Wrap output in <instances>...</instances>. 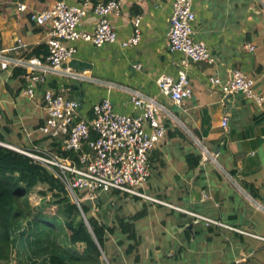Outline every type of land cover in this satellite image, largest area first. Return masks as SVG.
Returning a JSON list of instances; mask_svg holds the SVG:
<instances>
[{
  "label": "crops",
  "instance_id": "1",
  "mask_svg": "<svg viewBox=\"0 0 264 264\" xmlns=\"http://www.w3.org/2000/svg\"><path fill=\"white\" fill-rule=\"evenodd\" d=\"M56 1L0 0V48L5 56H45L49 27L32 23L30 14L51 8ZM64 1L72 6L81 2ZM18 4L25 10L19 11ZM260 4V0H193L195 38L204 41L214 63H185L189 96L181 107L160 95L156 84L162 74L175 78L184 61L181 53L171 52L166 44L172 0H120L119 13L110 18L116 43L100 48L75 43V59L91 64V70L85 71L88 81L71 83L49 76L36 88L35 98L28 100L22 94L27 83L24 74L0 71L4 144L54 150L38 130L46 118L42 94L47 88L69 87L64 95L80 101L79 116L83 119H90L92 106L104 98L109 99L115 113L129 116L142 112L132 105L134 92L153 98L209 153L217 155L215 162L204 160L196 139H188L173 119L161 118L166 135L150 152V177L142 189L160 202L102 193L97 199L113 196L125 204L97 206L91 211V216L110 227L117 218L146 212L134 223L139 244L133 253H125L130 242L117 228L108 236L105 258L112 264H264V242L259 239L264 238V103L258 105L240 93L230 94L226 102L229 94L208 81L216 76L225 83L231 72L239 69L254 80L257 95L264 97V17ZM135 16L141 17L140 41L122 48L120 43L133 33ZM94 28L95 17L88 12L78 29L91 33ZM247 43H252L255 51H246ZM65 69L61 67V72ZM225 116L226 128L221 125ZM197 155L199 163L192 166L194 160L189 157ZM196 216L219 224L206 225Z\"/></svg>",
  "mask_w": 264,
  "mask_h": 264
},
{
  "label": "built area",
  "instance_id": "2",
  "mask_svg": "<svg viewBox=\"0 0 264 264\" xmlns=\"http://www.w3.org/2000/svg\"><path fill=\"white\" fill-rule=\"evenodd\" d=\"M193 0H172V14L166 35V44L171 52L184 57L176 77L162 74L156 84L160 95L181 107L189 96V79L184 69L186 62L213 64L214 58L202 39L195 38V13ZM18 10L25 6L18 4ZM120 0L93 2L81 0L78 6L57 0L48 9L30 14V21L38 26L49 27L47 52L42 58H10L0 48V71L23 69L27 81L22 94L28 100L35 98L38 85H43L49 76L63 77L71 83L90 80L86 72L66 68L63 64L75 59V43L82 41L96 48L117 42V34L110 18L117 15ZM91 12L95 17V28L91 33L78 29L80 22ZM140 16L133 19V33L120 43L122 48L133 47L140 41ZM246 51H255L252 43L245 45ZM212 87L221 88L228 94L240 93L258 105L264 97L254 90V80L239 69L231 72L230 78L221 83L216 77L209 78ZM71 87V86H70ZM70 89L69 87L65 90ZM65 90L45 89L42 94L46 118L39 132L49 143L61 142V151L70 154L62 157L55 150L41 148H17L0 142V146L11 149L43 167L64 186L74 204L79 206V194L87 193L91 203L102 193L117 191L120 195L136 197L143 201L160 202L146 195L142 189L150 177L149 155L165 137L166 127L161 118L172 120L174 115L164 109L155 99L134 92L131 102L142 112L136 116L120 115L113 111L109 99H101L91 108L90 119L79 116L80 101L68 99ZM228 118L222 119L226 128ZM196 139V138H195ZM198 142L204 160L215 162L216 154ZM73 154V156H71ZM206 225H217V221L196 216ZM249 235L245 231L231 229ZM264 242V238H259Z\"/></svg>",
  "mask_w": 264,
  "mask_h": 264
},
{
  "label": "trees",
  "instance_id": "3",
  "mask_svg": "<svg viewBox=\"0 0 264 264\" xmlns=\"http://www.w3.org/2000/svg\"><path fill=\"white\" fill-rule=\"evenodd\" d=\"M22 72L15 69L13 76ZM0 142L6 143L1 132ZM52 147L60 156L70 157V154L61 151V142H53ZM189 159L194 160L192 166H196L200 157L197 155ZM38 186L45 188V192L40 193L41 200L47 193L51 194L53 200L34 212L28 200ZM112 194L120 195L117 191ZM78 196L79 206L71 202L60 181L43 167L26 156L0 146V264H11L15 244L30 243V240L33 244L46 240L53 247L41 264H104L105 243L116 228L130 242L125 253L131 254L137 249L139 239L134 223L145 216V210L127 219L117 218L116 224L110 227L91 216L92 203L87 193ZM105 200V195L100 196L96 200L97 206H102ZM50 207L56 208L52 215L48 213ZM60 213L63 216L62 225L57 219ZM29 230L35 231V234L31 233L32 237L24 240L25 232ZM60 232L66 236L69 246L62 247L56 243ZM78 245L82 246L81 250L77 249ZM18 263L22 264L21 261ZM107 264L112 263L108 260Z\"/></svg>",
  "mask_w": 264,
  "mask_h": 264
},
{
  "label": "rangeland",
  "instance_id": "4",
  "mask_svg": "<svg viewBox=\"0 0 264 264\" xmlns=\"http://www.w3.org/2000/svg\"><path fill=\"white\" fill-rule=\"evenodd\" d=\"M262 2V5L260 4V7L262 9V15L264 17V0H260ZM173 122L175 125H177L178 127H181L184 131L185 134L187 135V138L189 139H194L195 140V136L192 132H190L187 128L184 127V125L177 120L175 117H173ZM198 145V142H195ZM45 192V188L43 186H38L37 188L34 189V191L30 194L29 197V202L30 205L33 207L34 212L37 211V209H42L43 207H45L48 203L52 202L53 198H51V194L47 193L44 197V199L41 200V195L40 193ZM50 201V202H49ZM106 204H103V207H107V205L109 204H114V205H121V204H125L120 198H115L113 196H110L108 198H106L105 200ZM72 203H74V201L71 200ZM94 209V211H96L97 209V202L96 200L94 201V203H92V210ZM56 208L54 207H50L49 208V214L52 215L53 213H55ZM57 219L58 222L62 225L63 224V216L60 214L57 215ZM25 228V226H23ZM59 232V231H57ZM31 233L35 234V231H26L25 235H24V240L26 239H30ZM57 244H60L62 247L65 246H69L68 240L66 238L65 235H63V233L60 232L59 237L56 241ZM52 246H50V244L44 240L39 244H33V242L30 240V243H28V241L22 243V244H18L16 243L14 246V249L12 251V256H11V264H19L18 262L21 261L22 264H41V260L43 258H46L45 256L47 254L50 253V251L52 250ZM78 250H81V246L78 245L77 246ZM102 262L104 264H107V260L105 258V256H102Z\"/></svg>",
  "mask_w": 264,
  "mask_h": 264
},
{
  "label": "water",
  "instance_id": "5",
  "mask_svg": "<svg viewBox=\"0 0 264 264\" xmlns=\"http://www.w3.org/2000/svg\"><path fill=\"white\" fill-rule=\"evenodd\" d=\"M62 67L70 68L73 71H77V72H85V71L91 70V68H92L90 63L79 60V59H73V60L69 61L68 63L63 64ZM229 96H230V94L225 98L226 102H227ZM188 229H191V226L188 227Z\"/></svg>",
  "mask_w": 264,
  "mask_h": 264
}]
</instances>
